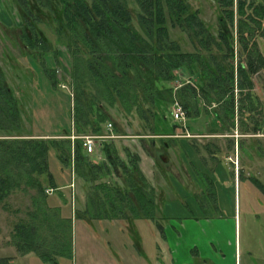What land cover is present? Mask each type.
Returning <instances> with one entry per match:
<instances>
[{
    "label": "trees",
    "instance_id": "16d2710c",
    "mask_svg": "<svg viewBox=\"0 0 264 264\" xmlns=\"http://www.w3.org/2000/svg\"><path fill=\"white\" fill-rule=\"evenodd\" d=\"M13 1L21 20L19 41L29 55L42 59L40 74L52 93H58L59 84L54 70L45 62L46 55L53 52L43 19L51 21L46 18L47 13L56 12L52 21L57 36L52 34L55 39L68 40L71 86L67 95L71 102L70 127L56 130L53 134L59 133L58 138H31L34 137L31 135L20 138L22 110L0 67V132L6 134L0 138V203L20 191L29 195L34 207V212L27 213V223L15 224L13 228L11 242L18 254L25 256L43 248L37 244L42 228L40 218L50 220L52 215L46 201L48 196L71 184L69 178L68 184L58 183L57 176L62 179L71 173L86 183H95L93 188L102 194L103 198L94 193L89 200L92 218L118 219L125 217L128 210L136 219L152 221L163 234L155 218L154 194L146 190L139 170V156L123 149L126 158L120 159L114 145L105 141L99 145L105 160L93 163L91 155L83 150L82 141L70 139L72 135L102 134V126L111 118L108 109L115 105L125 114L134 110L154 135L172 136L177 126L160 127L157 123V118L168 112L164 105L171 104L176 97L190 118L191 114H198L196 100L201 97L205 112L209 114L207 110L214 108V122L222 128L238 124V120L234 122L237 110L240 116L249 115V123L254 125L252 134L259 131L257 114L262 113L258 99L252 94V77L264 68V58L256 47V39L264 40V0H213L221 14L220 26L226 23L228 27L227 31L221 28L217 37L210 34L199 12L192 11L187 0H131L134 8L129 0ZM167 22L184 29L193 53L183 52L179 42L170 39ZM213 41L217 45L216 55L211 52ZM235 43L239 45L236 52ZM183 70L194 78V85L188 83L174 93L170 86L176 80L174 72ZM218 108L223 109L222 115H217ZM241 118L240 123L247 130V117ZM218 123L216 128L220 131ZM217 132L210 135H218ZM11 133L14 137L9 136ZM180 145L185 150L184 142ZM230 146L233 148L232 143ZM186 147L195 152L192 143ZM52 157L60 164L59 168ZM210 158H214L212 153ZM115 167L122 170L128 191L103 180L114 176L111 169ZM238 178H242L241 172ZM252 185L264 195V186L259 181L252 179ZM205 194L213 197L208 187L203 189ZM56 245L52 252H39L45 264H56L51 256L71 258V244L67 243L63 250L62 245ZM10 261L0 258V264Z\"/></svg>",
    "mask_w": 264,
    "mask_h": 264
},
{
    "label": "rangeland",
    "instance_id": "374dc122",
    "mask_svg": "<svg viewBox=\"0 0 264 264\" xmlns=\"http://www.w3.org/2000/svg\"><path fill=\"white\" fill-rule=\"evenodd\" d=\"M129 1L130 7L134 8ZM187 3L192 11L199 12L212 36L217 37L221 28L228 30L226 23L220 26L221 14L213 0H187ZM47 17L52 21L56 12L47 13ZM43 20L53 52L45 58L48 67L56 74L58 93L48 91L40 77L42 59L31 56L30 52L29 55L19 41L21 20L14 1L0 0V67L15 93L19 108L23 105L20 138L29 135L37 138L50 134V131L57 132L61 127H70L68 40L63 37L55 39L56 24L49 19ZM134 25L138 28L136 23ZM167 28L170 39L179 42L183 52L193 53L190 37L184 29L177 24L171 26L169 22ZM232 32L235 36V30ZM256 45L264 58V40L256 39ZM234 50H239L237 43ZM217 51L213 41L211 52L216 55ZM201 52L204 54L203 50ZM174 74L176 80L170 84L174 93L188 83L194 85V78L186 71H175ZM252 80V94L258 99L262 113V116L257 114V134L251 133L254 125L249 123L247 113H242L249 123L247 130L244 128L240 123L243 115L240 116L237 110L234 122L238 120V124L234 123L229 129L224 125L223 129L220 123L214 122V108L207 110L209 114L205 112L201 97L196 100L197 115L187 117L175 97L174 102L164 105L168 109L164 117L157 118L160 127L177 126L171 135H186L183 140L154 135L134 110L125 114L117 105L108 109L111 118L102 126L103 133L86 136H114L106 141L114 145L120 159L126 158L123 149L143 159L141 174L146 190L154 194L155 218L164 230V237L152 221L136 219L128 210L124 212L125 217L118 219L92 218L89 200L93 199L94 193L101 197L102 194L93 188L95 183H86L71 173L62 179L57 176L60 184H68L69 178L71 189L61 188L48 196L46 206L52 215L50 220L40 218L42 228L37 244L43 248L39 252H52L56 244L65 248L67 243L71 244L70 259L51 256L56 264H264V195L252 185V179H255L264 186V68ZM176 103L185 117L175 121L172 111ZM220 108L216 109L217 115H222L223 109ZM145 109L148 110V105ZM149 111L153 110L149 107ZM216 123L222 128L220 131ZM108 124L112 125L111 133L107 132ZM150 126L153 127V123ZM214 132L218 135H210ZM3 136L6 134L0 132V138ZM180 140L185 146L193 144L195 152H189L193 158L181 148ZM231 140L234 149L230 146ZM211 153L214 160L210 159ZM90 155L93 163L105 160L98 146ZM160 155H164L165 162L161 161ZM53 157L55 167L59 168L60 164ZM111 171L114 176L103 180L128 191L122 170L115 167ZM240 172L241 179L238 178ZM205 187L210 188L213 197L203 195ZM28 212H34L31 199L20 191L0 203V258H9L10 264H45L39 252L22 256L11 242L15 224L27 223Z\"/></svg>",
    "mask_w": 264,
    "mask_h": 264
},
{
    "label": "built area",
    "instance_id": "2783aa9c",
    "mask_svg": "<svg viewBox=\"0 0 264 264\" xmlns=\"http://www.w3.org/2000/svg\"><path fill=\"white\" fill-rule=\"evenodd\" d=\"M172 117L173 119L176 120H181L183 119L184 113L182 111V109L179 107V105L176 103L175 107L172 111ZM111 128L112 125L108 124L107 125V132L111 133ZM114 136H109V135H104V136H81V137H75L74 135H72L70 137V139L73 141L75 139H80L82 141V148L84 151L87 152V154H92L95 152L96 147L99 146L101 144V141H106V140H111L114 139ZM100 141V142H97ZM48 193V191H47Z\"/></svg>",
    "mask_w": 264,
    "mask_h": 264
},
{
    "label": "crops",
    "instance_id": "0c3cea01",
    "mask_svg": "<svg viewBox=\"0 0 264 264\" xmlns=\"http://www.w3.org/2000/svg\"><path fill=\"white\" fill-rule=\"evenodd\" d=\"M45 62H46V59H45ZM54 63H55V62H54ZM46 65L48 66L47 62H46ZM40 75H41V74H40ZM40 77L43 78V77H44L43 74H42V76H40ZM14 94H15V93H14ZM69 94H70V93H69ZM70 103H71V102H70ZM20 105H21V104H20ZM20 107H21V110H23V105L20 106ZM70 107H71V104H70ZM23 113H24V111H22V114H23ZM54 132H55V131H50V134H46V135L38 136V137H45V138H58L57 135H58L59 133H58V134H51V133H54ZM185 134H187V131H186ZM185 136H186V135H185ZM185 136H184V135H181V136H170V137H166V138H170V139H176V138L178 139V138H179V139H182V140H183V139L187 138V137H185ZM182 140L179 141V144H182V142H184V141H182ZM232 142H233V140L230 141V144H231ZM181 148H182V147H181ZM184 149H185V150H184L185 153H186L188 156H190V157L192 156V158L194 157V155H190V154H189V149H188L186 146L184 147ZM233 149H234V148H233ZM138 156H139V155H138ZM210 157H211V156H210ZM210 159H211V160H214L215 158H210ZM142 160H143V159L139 156V162H138L139 170H140V168H141V167H140V164L142 163ZM194 161H195V160H194ZM196 161H197V159H196ZM204 166H205V165H204ZM140 171H141V170H140ZM141 173H143V172L141 171ZM71 187H72V186H71V184H70V185H68V186L65 187V188L70 190ZM62 190H63V189H62Z\"/></svg>",
    "mask_w": 264,
    "mask_h": 264
},
{
    "label": "flooded vegetation",
    "instance_id": "af4514ba",
    "mask_svg": "<svg viewBox=\"0 0 264 264\" xmlns=\"http://www.w3.org/2000/svg\"><path fill=\"white\" fill-rule=\"evenodd\" d=\"M167 146V145H166ZM160 159L161 161L165 162V157L164 155H160ZM163 234H164V230H163ZM162 234V236L164 237V235ZM198 264V263H197Z\"/></svg>",
    "mask_w": 264,
    "mask_h": 264
}]
</instances>
